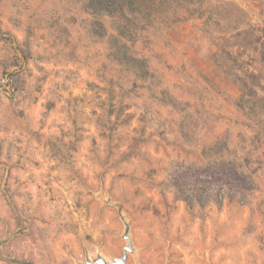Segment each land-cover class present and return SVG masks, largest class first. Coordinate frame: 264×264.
I'll use <instances>...</instances> for the list:
<instances>
[{"label":"rangeland","instance_id":"obj_1","mask_svg":"<svg viewBox=\"0 0 264 264\" xmlns=\"http://www.w3.org/2000/svg\"><path fill=\"white\" fill-rule=\"evenodd\" d=\"M89 2L0 0V264H264V0Z\"/></svg>","mask_w":264,"mask_h":264},{"label":"trees","instance_id":"obj_2","mask_svg":"<svg viewBox=\"0 0 264 264\" xmlns=\"http://www.w3.org/2000/svg\"><path fill=\"white\" fill-rule=\"evenodd\" d=\"M110 1L111 0H90L89 8H91L93 10L99 9L102 11H106L108 13L114 12L113 14H116L118 12L120 14L121 13L126 14L127 11L134 12L135 9L141 8L140 0H112L115 2L119 1V5H118V7L110 10L109 8L112 7L110 4ZM159 4L160 3L154 2V4H152L153 6L151 5V7L157 8ZM96 5H99L100 7L97 8ZM94 7H96V8H94ZM125 27H126V25H124V24L117 26L116 31H117L119 36L124 37L126 35L125 34V31H126ZM137 61L141 62L137 58L132 59V64L134 65ZM235 77H236L235 79L238 80V82L240 83V86H241V90H242V94L240 96L241 100H243L245 97H248L249 92H251L250 95L252 96L255 90L253 89V87L251 85L247 84V80H246L247 78H244L242 76H238L237 74ZM259 99H261L260 101H262V98H259ZM211 173L213 174V172H211ZM227 176H228V168L226 169V174L224 175V177L222 179H225L226 181H228L226 178Z\"/></svg>","mask_w":264,"mask_h":264},{"label":"water","instance_id":"obj_3","mask_svg":"<svg viewBox=\"0 0 264 264\" xmlns=\"http://www.w3.org/2000/svg\"><path fill=\"white\" fill-rule=\"evenodd\" d=\"M125 238H127L129 240L128 245H126L123 249V253L122 256L117 257L114 259V261H107L104 258H99L95 261H87L84 264H127L126 259H127V253L128 251H133V246L130 240V237L128 235V233L125 234Z\"/></svg>","mask_w":264,"mask_h":264}]
</instances>
